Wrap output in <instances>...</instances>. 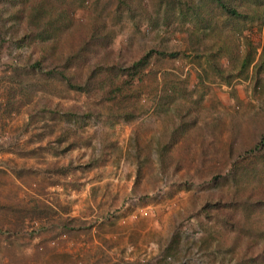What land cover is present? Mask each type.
<instances>
[{
    "label": "rangeland",
    "instance_id": "rangeland-1",
    "mask_svg": "<svg viewBox=\"0 0 264 264\" xmlns=\"http://www.w3.org/2000/svg\"><path fill=\"white\" fill-rule=\"evenodd\" d=\"M35 1L0 0V264H264V22L52 0L69 21L39 33ZM224 35L252 57L230 81L203 56Z\"/></svg>",
    "mask_w": 264,
    "mask_h": 264
},
{
    "label": "trees",
    "instance_id": "trees-1",
    "mask_svg": "<svg viewBox=\"0 0 264 264\" xmlns=\"http://www.w3.org/2000/svg\"><path fill=\"white\" fill-rule=\"evenodd\" d=\"M217 5L219 14H227L230 17L235 19L243 17H253L258 18L264 22V3L257 2L256 4L246 5L244 0H213ZM198 15V14H197ZM69 21V14L67 11L61 7H58L52 0H39L35 1L30 8V17H29V27L31 31H36L41 33L42 31H50L58 25H63ZM202 21L209 23V18H202ZM52 35V33H51ZM217 42V43H216ZM211 48H207L203 51V56L207 65L213 69L217 75L225 81H230L231 77L241 73L244 68H246L252 57L249 54L241 57L238 42L234 36L224 35L221 36ZM56 44H51L50 50L53 51ZM228 57L229 60H232L233 68L236 69H227L223 67L220 63V60L224 57ZM44 59L48 58V55H44ZM145 56L136 61L133 65L137 66L142 64ZM42 61L38 60L34 63V66L41 67ZM50 69L48 72L50 74H56L61 79L66 81L68 85L72 88L84 89L85 84L79 83L76 80V74L67 69L66 65L61 61L54 63L52 60L49 63ZM259 65L264 66V57L260 59ZM238 67H243L239 68ZM264 146V133L262 134L259 142L251 149L259 150Z\"/></svg>",
    "mask_w": 264,
    "mask_h": 264
}]
</instances>
